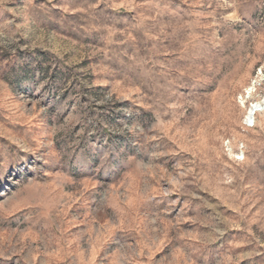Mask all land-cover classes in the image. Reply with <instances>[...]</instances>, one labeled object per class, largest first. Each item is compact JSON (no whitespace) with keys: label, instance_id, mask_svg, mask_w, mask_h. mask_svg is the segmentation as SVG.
Instances as JSON below:
<instances>
[{"label":"rangeland","instance_id":"obj_1","mask_svg":"<svg viewBox=\"0 0 264 264\" xmlns=\"http://www.w3.org/2000/svg\"><path fill=\"white\" fill-rule=\"evenodd\" d=\"M263 99L264 0H0V264H264Z\"/></svg>","mask_w":264,"mask_h":264},{"label":"bare ground","instance_id":"obj_2","mask_svg":"<svg viewBox=\"0 0 264 264\" xmlns=\"http://www.w3.org/2000/svg\"><path fill=\"white\" fill-rule=\"evenodd\" d=\"M263 106H264V99L263 100H258L256 102H254L253 105L248 108V115H247V117L250 118V119H252V118L254 119L255 116H256V114L259 111L263 110L262 109V108H264Z\"/></svg>","mask_w":264,"mask_h":264},{"label":"built area","instance_id":"obj_3","mask_svg":"<svg viewBox=\"0 0 264 264\" xmlns=\"http://www.w3.org/2000/svg\"><path fill=\"white\" fill-rule=\"evenodd\" d=\"M252 120L254 121V119H253V118H252ZM253 121H252V122H253Z\"/></svg>","mask_w":264,"mask_h":264}]
</instances>
